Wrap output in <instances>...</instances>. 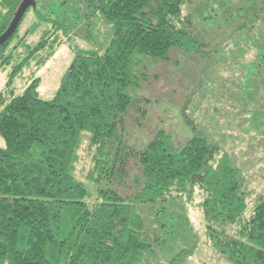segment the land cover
<instances>
[{
	"label": "trees",
	"instance_id": "1",
	"mask_svg": "<svg viewBox=\"0 0 264 264\" xmlns=\"http://www.w3.org/2000/svg\"><path fill=\"white\" fill-rule=\"evenodd\" d=\"M21 1L0 0V35ZM84 1L97 17L86 37L97 42L77 50L51 99L39 96V78L22 87L16 80L68 38L65 21L36 0L0 46V69L8 71L0 90V264H143L152 250L143 214L152 210L141 206L190 197L195 187L204 193L199 206L218 253L230 264H264V197L247 215L242 173L218 146L198 135L176 144L163 130L140 151L123 144V119L146 64L198 44L183 12L191 0ZM28 12L32 21L21 32ZM86 139L95 147L96 182L120 184L126 159L137 160L131 193L98 188L87 200L75 172Z\"/></svg>",
	"mask_w": 264,
	"mask_h": 264
},
{
	"label": "rangeland",
	"instance_id": "2",
	"mask_svg": "<svg viewBox=\"0 0 264 264\" xmlns=\"http://www.w3.org/2000/svg\"><path fill=\"white\" fill-rule=\"evenodd\" d=\"M41 5L65 21L68 38L41 66L31 62L24 67L16 83L22 87L39 78V96L48 100L72 66L77 50L90 49L97 42L86 37L97 17L84 0H38ZM183 12L191 16L188 29L198 44L189 51L171 48L166 59L146 64L144 77L132 93L134 103L123 119V144L140 151L163 130L176 144L198 135L218 146L242 173L249 215L264 197V0H191ZM32 18L28 12L21 32ZM105 41V37L98 40ZM7 72L0 69V90ZM94 154L95 147L83 140L75 172L90 191L87 200L95 197L98 188L131 193L129 180L137 174V160L126 159L129 174L120 184L96 182ZM186 195L141 206L152 210L143 214L152 250L144 254L142 263L167 264L187 250L180 264H230L206 234L199 206L203 191L195 187L190 197ZM155 208L163 209L157 214Z\"/></svg>",
	"mask_w": 264,
	"mask_h": 264
},
{
	"label": "water",
	"instance_id": "3",
	"mask_svg": "<svg viewBox=\"0 0 264 264\" xmlns=\"http://www.w3.org/2000/svg\"><path fill=\"white\" fill-rule=\"evenodd\" d=\"M35 5L36 0H22L20 2L8 27L0 35V46L3 45L12 36L27 9L34 8Z\"/></svg>",
	"mask_w": 264,
	"mask_h": 264
}]
</instances>
